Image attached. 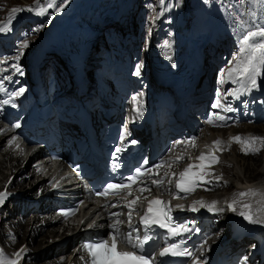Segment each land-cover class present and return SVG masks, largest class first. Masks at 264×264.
Segmentation results:
<instances>
[{
    "label": "snow or ice",
    "instance_id": "obj_1",
    "mask_svg": "<svg viewBox=\"0 0 264 264\" xmlns=\"http://www.w3.org/2000/svg\"><path fill=\"white\" fill-rule=\"evenodd\" d=\"M56 7L53 0H48L47 4L44 7H41L40 0H37L34 8H28L27 11H36L37 14H44L46 8ZM24 9H12V14L9 16L8 23L0 24V33H5L11 31V21L15 18V14L23 11ZM260 37L264 38V30L258 32H248L244 37H242L241 41V53H248L247 58L244 59L243 56L236 60L234 66L230 67L226 73L229 79L238 78L240 81H248L251 87H257V76L260 74L262 70H264V42L254 43L255 38ZM28 43L25 40L19 47L16 60L18 61L21 56H23V49L28 47ZM13 68L17 72H20L18 64H13ZM143 68L141 64L137 70L136 75H140V69ZM4 77H0L3 79ZM10 79V77H7ZM225 75H221L220 83L224 84ZM2 85H0V89H2ZM24 92V89H20L18 92L14 93V96H19ZM230 95H235V92L229 93ZM134 100L136 97L133 98ZM8 103V101H5ZM14 106V105H13ZM213 108H221V100L218 98L216 102L212 105ZM230 111L231 109H225ZM217 119H223V117H217ZM210 125L217 126L215 120L209 119L207 121ZM19 125H17L18 127ZM16 138H13V142H15ZM231 140L236 143H241L243 146L241 151L245 154H257L259 152V148L249 147L257 142L261 145H264V138L260 137H251L249 139H243L240 136L232 137ZM131 143H135L132 141ZM185 144H190L195 146V141H187L181 142ZM223 142L221 140H216L213 142L214 148H219ZM123 148H117L116 152L119 153L123 151ZM118 160L119 157H116ZM183 156L178 157V160H182ZM200 161L199 164L189 166L180 173L179 179L176 181L175 187L180 192L185 193V198L187 194H190L195 190L197 181L203 180L204 176L209 174L204 171V169L210 166L213 163H218V158L212 154L206 157L203 153L197 157ZM177 161H162L160 164L155 165L154 168H150L147 170L137 169L134 175H130L125 178L124 181L120 183H109L107 184L102 191L96 193L97 196L107 198L109 195H120V190H127V195H132V186L136 185L138 182L143 183L141 180L142 177H146L149 173H152L155 176L159 175V169L161 167L168 166L176 163ZM146 163V162H145ZM193 169H199L200 171H194ZM168 173L165 172V177H167ZM208 183V181H205ZM163 179H152V184L160 187L163 185ZM171 183V181H169ZM207 190V189H205ZM141 194L144 192H150V189L145 185L143 187H139L137 189ZM7 192L0 193V205H3L4 201L7 198ZM260 193L255 190H249L248 192H240L234 195V198L231 203L228 204V210L235 212L239 216L243 217L245 221L249 224H264V219L259 218L258 215H254L251 208L252 206L249 203H243L241 208L237 207L238 199L243 200L246 196H257ZM178 198V197H174ZM140 197H136L132 200H127L125 202V206L129 209L128 211V223L131 231L126 234L121 233V229L119 225L122 221L119 219L121 213L116 212L112 213L109 217L113 222L109 224L110 232L108 234L111 243H109V238H100L94 242L88 243L84 245L85 250L89 256V264H155V258L152 255L146 254V250L144 245L148 243V241L152 238L149 234L150 230L154 225L159 226V228L166 229L168 236L170 239L177 237H184L186 234H189L193 231H196L195 228L189 226L188 224L178 223L174 221L172 216V207L170 206V201H162L159 198L149 200L148 207L144 212L143 216H141V224L144 228L143 238L137 236L135 238V242L133 241V232H138V229L132 226V214L135 211L134 205L137 204ZM147 199V197H144ZM217 202L213 201L211 204H205L203 200H197L193 202L192 205L189 206L190 211H198L200 208H207L208 211L213 212H222L223 209H218L216 207ZM112 207H117L116 204L111 205ZM177 208L183 210V205H176ZM259 211H264V209H259ZM62 215H68V213H62ZM115 218V219H113ZM14 239V238H13ZM119 244H123L125 247L131 248V251H120L118 248ZM184 240H180L179 242H173L167 244L164 247L159 255L161 257L164 256H189L193 257V264H201L199 260L195 259L193 251L189 250L186 247H183ZM27 251L26 248H21L19 252H17L16 260L8 259L4 256L2 250H0V264H19V260L22 258L23 254Z\"/></svg>",
    "mask_w": 264,
    "mask_h": 264
},
{
    "label": "bare ground",
    "instance_id": "obj_2",
    "mask_svg": "<svg viewBox=\"0 0 264 264\" xmlns=\"http://www.w3.org/2000/svg\"><path fill=\"white\" fill-rule=\"evenodd\" d=\"M121 1L122 0H67L65 3L62 4L63 7L55 15L56 23L58 25L63 26L62 30H64L66 37H77L86 30H88L91 24H101L102 22L110 20L109 17L118 14L119 11L116 10V7ZM75 2L79 3L75 5ZM157 4L159 5V7L153 18L154 30L157 32H155V34L153 35V43H157L156 39L159 36L160 32L166 30L167 28H170L173 32H178L180 29L179 25L183 23L182 16H184L185 14L184 12L179 11L177 13L175 12L171 15H167L166 3L163 0H159ZM246 131L248 133H256L257 137L264 138L263 126H250L246 127L245 129L240 128L233 130L232 133L244 135ZM5 139V135L0 136V184L3 182L2 184L4 185L7 182L8 178L11 176V174H13V170H17V168L19 169V165L23 161L22 156H13L11 152L5 148ZM251 147L259 148L260 150L255 155H245L242 151L234 149L235 154L231 153L230 156H225V159H227L229 161L228 163L230 164L224 166L223 174L227 176V173L229 172L230 168L234 166L233 169H235V171L233 170L232 176L235 181L232 185L231 190L227 194H219L211 199L213 201L216 200L218 206L223 209L222 212L226 216V219H228L230 213V210H228L227 206L229 203L232 202L234 195L240 192H248L250 189L255 190L256 192L260 193V195L254 197L246 196L243 198V200H240L237 197L239 201L237 207L241 208L243 203H249L252 206L251 210L253 214L258 215L261 219H264V211H259V209H264V181L261 180L264 179V170H261V172L257 171V168L260 167L257 161L261 159L262 163L264 162V145H261L259 142H257L251 145ZM22 172L26 176L30 175V181H32L35 177L34 169L31 168L30 161L25 165ZM241 172L243 173V177L240 176ZM22 175L23 174L14 175L10 185L14 184L15 188L22 186L24 187L26 183L25 180L27 179L24 178L18 181V176ZM230 184L231 183L226 181L224 187H229ZM22 189H25V187ZM26 192L27 191H25V193ZM214 194H216V192H213L212 195ZM85 197L86 193H83L82 199ZM93 207V204H90L88 200H85L84 204L79 208V213L81 214L79 222L82 219H84L87 223L91 221L92 213H90L89 210ZM10 216H12V218L14 219L17 218V221H15V223H8ZM97 217H99V223L102 224V214ZM20 218L23 217L14 215L13 211L10 210L6 211V215L2 214L0 219V243L3 242L5 238H10L8 244H15L19 242V244L26 243L27 246H31V244L35 240L39 239L40 242H43V245L42 249L41 247H39L40 249H38V251L34 253L33 259L35 262L33 264H62L58 263L57 261L63 255L64 252L63 250L55 252L53 244L56 243L58 240L65 239V236L63 234H57L54 229H49L48 231H46L47 233H44L43 231L45 226H38V224H41L43 220L38 216L32 217L33 222H30V220L23 222V220ZM214 218L219 219V214L215 215ZM52 221V223L51 220L49 222L45 221V223H47L46 227L52 226L55 220ZM258 225L261 226L259 228L258 238L264 239V224ZM224 226L225 225L223 224V222H220V224L215 225L214 228L218 229L223 228ZM229 228L227 229V231H229ZM41 233H44L43 237L39 236ZM82 234V232L78 231L76 237L81 236ZM48 238H52L53 242L51 241V244H49ZM69 241L71 242L72 239H69ZM52 257L55 258L53 260H50V258ZM43 258H48L49 260L41 261V259Z\"/></svg>",
    "mask_w": 264,
    "mask_h": 264
},
{
    "label": "rangeland",
    "instance_id": "obj_3",
    "mask_svg": "<svg viewBox=\"0 0 264 264\" xmlns=\"http://www.w3.org/2000/svg\"><path fill=\"white\" fill-rule=\"evenodd\" d=\"M3 1L4 0H0L2 4H9L8 2H3ZM31 1L32 0H10V3L11 5H17V4L25 5V3ZM173 1L174 3H176L180 0H173ZM190 1L192 6L195 8V13H196V16L194 18H191V20L195 22L196 20L206 21L207 23L211 22L210 28L212 31L215 30L217 25L221 26L222 24L228 23L230 21H232L236 27H237V23H241V26L244 27H246L245 25L247 26L249 25V19L246 17V11L243 10V5L241 6L240 13H237V11L239 10V6L235 3L234 0H190ZM47 2L43 4L41 7H44L47 4ZM53 2L55 3V0H53ZM156 7H157V0H137L134 9V11L135 10L137 11L132 12L131 15L133 16V18H129L127 21H125L127 27H123L119 25L111 26V27L109 26L107 27L105 36L106 35L110 36L116 40L127 39L128 41H130L131 44L143 46L147 50L149 42L152 38V31H153L152 21L154 15L156 14ZM234 8H236L235 12H228V11H234ZM46 12H50L51 15H55L58 12V10L55 7L46 8L44 14ZM44 14H37L36 12V15H33L31 19L32 20H35L36 18L41 19ZM250 14H251V19L255 23H257V26L262 25V23L264 24V0H255V4L250 5ZM35 23L38 22L35 21ZM250 23L253 22L250 21ZM191 25L192 28H195L194 22H191ZM241 56H244L243 58H247V55L245 54H241ZM257 162L259 163L260 166L257 168V171L261 172V170H264V162L262 163L261 159L258 160ZM233 167L234 166L230 168L229 172L227 173V176L223 178V182L227 181L231 183V186L234 184L235 181L232 176L233 170L235 171ZM240 176L243 177L242 172L240 173ZM261 180L264 181V179ZM229 189L231 188L225 189V192H228ZM28 219H30V217L25 218V220L23 219V222L27 221ZM15 221H17V219H10V222L15 223ZM43 232L45 233L46 231ZM44 233H41L39 236L43 237ZM50 240H52V238H48V241ZM42 243L43 242H40L39 239H37L31 244L30 247L33 250L35 249L34 251L37 252L38 249H40L39 247H41L42 249V245H43ZM41 261H45V260H41ZM34 262L32 261L30 263L33 264Z\"/></svg>",
    "mask_w": 264,
    "mask_h": 264
}]
</instances>
